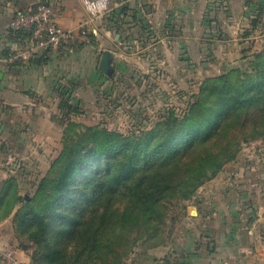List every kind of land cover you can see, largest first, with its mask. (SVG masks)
Returning a JSON list of instances; mask_svg holds the SVG:
<instances>
[{
	"label": "rangeland",
	"instance_id": "obj_1",
	"mask_svg": "<svg viewBox=\"0 0 264 264\" xmlns=\"http://www.w3.org/2000/svg\"><path fill=\"white\" fill-rule=\"evenodd\" d=\"M200 44L204 49L203 54L196 51L194 56L185 55L188 49L184 47L182 66L177 71L170 70L169 64L157 63L156 60L162 57L154 53L156 60L148 62L149 73L133 68L130 71L124 66L117 76L108 79L102 72L101 78L95 80L91 89L86 88L83 79L77 84L69 80L62 82L59 90L55 92L58 103L63 94L64 100L68 98L72 104L78 103L79 106L77 113L64 109L61 114L55 115L56 124L63 127L62 133L55 134L50 131V137L38 142L29 138L27 130L24 129L27 137L21 142V152H2L0 192L3 193L5 181L11 178L16 192L9 197L0 196V224L4 226L5 239L29 254V264H50V256L43 260V245L29 238L28 233H23L17 223L18 214L24 204L21 198L26 196L30 200L36 194L40 180L50 176L56 169L55 162L65 147H72L83 136L90 134L88 127L95 126L97 130L120 132L126 136H145L151 131L156 133L163 130L168 116L182 117L191 109L198 99L195 94L201 95L204 84L210 78L228 71L231 67L250 76H256L259 72L260 61L256 55L264 51L263 41L260 46H252L248 53H241L239 62L228 68L220 64L219 61L223 58L212 57L214 51L211 42L201 41ZM15 71L12 72L13 76L18 74ZM235 76L236 74L233 80L236 79ZM216 83L220 84L217 81ZM28 86L24 82L23 86L20 84L21 89L30 88ZM60 88L64 93L60 92ZM255 110L258 108L252 110L254 112L246 119L244 127L237 126V129H233L228 136L227 147L215 155L212 162L224 161V165L214 177L211 175L212 178L204 179L192 197H187V191L182 187L179 194L164 199L165 211L163 210V221L160 224L150 227L145 220H141L136 224L116 225L113 230L114 243L107 242L109 249H105L107 251L95 264H200L201 259L210 255L213 246L220 248L222 253V246L227 242L228 236L226 233L223 236V225L220 224L218 215L214 216L210 211L213 208L218 209L222 203L214 205L210 196L215 191L219 195L216 193L213 196L218 198L224 195V189L233 187L235 190H231V196L235 197L238 195L237 185L240 180L248 182L249 179L255 181L264 178V113L261 112L260 115ZM192 113L199 116L196 110ZM72 121L75 124H71ZM214 149L219 150L217 146ZM217 176L218 180L211 185V179ZM116 206L121 211L125 202L118 201ZM247 230L246 228L243 231L244 237L250 235ZM34 255L38 259H34ZM54 264H77L76 255L72 250L70 255L58 259Z\"/></svg>",
	"mask_w": 264,
	"mask_h": 264
},
{
	"label": "crops",
	"instance_id": "obj_2",
	"mask_svg": "<svg viewBox=\"0 0 264 264\" xmlns=\"http://www.w3.org/2000/svg\"><path fill=\"white\" fill-rule=\"evenodd\" d=\"M89 1L0 0V56L22 47L10 29L15 11L39 2L50 4L56 20L73 33L67 49L58 54L39 52L34 62L0 63V156L6 150L21 152V142L27 137L24 129L38 142L50 137V131L61 134L63 127L56 124L55 115L62 110L55 92L67 80L77 84L83 79L86 88H93L95 80L101 78L99 64L106 50L114 53L113 76H117L124 66L149 73L148 62L156 60L154 53L162 57L157 63L169 64L170 70L177 71L182 66L184 47L188 49L185 55L194 56L196 51L203 54L201 41L211 42L212 57L223 58L219 62L228 68L239 62L241 53L264 42V0H108L115 10L125 7V14L119 15L115 10L93 15L88 10ZM208 9L217 19L212 30L203 24ZM256 17L259 24L253 27ZM84 22L90 29L87 34L81 33ZM13 71L18 74L13 76ZM113 76L107 75L108 79ZM23 82L30 88L21 89ZM216 180L218 176L211 179V185ZM242 181L235 197L231 196L233 187L222 189L224 195L218 198L213 196L215 191L210 196L214 205L222 203L210 211L218 215L223 236L226 233L228 237L222 253L213 246L200 264H264V178ZM246 228L248 237L243 236ZM4 234L0 224V264H4L9 251L19 264H29V254L15 247Z\"/></svg>",
	"mask_w": 264,
	"mask_h": 264
},
{
	"label": "trees",
	"instance_id": "obj_3",
	"mask_svg": "<svg viewBox=\"0 0 264 264\" xmlns=\"http://www.w3.org/2000/svg\"><path fill=\"white\" fill-rule=\"evenodd\" d=\"M115 11L125 14V7ZM216 20L212 9L206 10L205 28L214 29ZM258 24L256 17L252 26ZM19 38L22 41L24 36ZM256 57L260 61L256 76L231 67L210 78L201 95L195 94L198 99L191 109L182 117L168 116L159 132L126 136L90 126V134L65 147L55 162L56 169L40 180L36 194L30 200L21 198L23 209L17 217L22 232L43 245V260L50 256V264H54L73 250L77 264H95L109 249L107 242L114 243L116 225L141 220L150 227L160 224L164 199L179 194L182 187L192 197L204 179L214 177L224 161L212 160L227 147L229 134L246 125L253 109L264 113V51ZM60 92L64 93L62 88ZM59 108L79 111L78 103L64 100L63 94ZM214 146L219 150L214 151ZM5 184L0 196L15 194L12 178ZM118 201L125 202L121 211Z\"/></svg>",
	"mask_w": 264,
	"mask_h": 264
},
{
	"label": "built area",
	"instance_id": "obj_4",
	"mask_svg": "<svg viewBox=\"0 0 264 264\" xmlns=\"http://www.w3.org/2000/svg\"><path fill=\"white\" fill-rule=\"evenodd\" d=\"M88 10L93 15L108 14L114 10L108 0H91ZM10 29L24 38L22 47L0 56V63L14 64L33 59L39 52L58 54L67 49L73 33L56 20L53 7L46 2H39L26 9H17L10 21ZM87 23L81 25V33L87 34ZM20 40V38H19ZM4 264H19L13 252L5 254Z\"/></svg>",
	"mask_w": 264,
	"mask_h": 264
},
{
	"label": "water",
	"instance_id": "obj_5",
	"mask_svg": "<svg viewBox=\"0 0 264 264\" xmlns=\"http://www.w3.org/2000/svg\"><path fill=\"white\" fill-rule=\"evenodd\" d=\"M114 58V53L110 50L103 52L100 60L99 69L108 76H113L114 68L112 65V60Z\"/></svg>",
	"mask_w": 264,
	"mask_h": 264
}]
</instances>
